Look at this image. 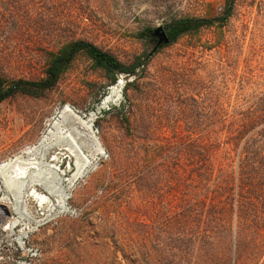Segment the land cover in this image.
Returning a JSON list of instances; mask_svg holds the SVG:
<instances>
[{
	"label": "rangeland",
	"instance_id": "obj_1",
	"mask_svg": "<svg viewBox=\"0 0 264 264\" xmlns=\"http://www.w3.org/2000/svg\"><path fill=\"white\" fill-rule=\"evenodd\" d=\"M224 6L225 0H0V20L6 15L14 23L0 28V79L4 85L17 79L41 81L48 53L73 40L91 42L132 66L155 50L156 42L147 39L154 29L166 31L172 20L183 17L215 18ZM178 40L156 53L136 82L134 76L118 75L116 83L124 81L120 104L89 122L100 158L68 192L65 207L53 199L43 207L46 224L35 237L42 249L38 264H264V239L236 240L231 229L213 227L206 242L187 236L190 224L207 219L190 222V207L182 204L184 189L173 191L164 171L149 177V162L139 164L134 207L124 203L128 193L113 203L104 197V187L94 189L106 163L113 156L124 159L135 141L142 156L147 148L155 149L152 141L146 144L147 123L141 121L148 114L156 123L162 120L168 137L176 128L216 131L220 103L233 112L264 89V0H237L224 26L205 27ZM169 69L180 76L165 84ZM115 84L80 53L52 89L18 93L0 103V164L36 145L55 112L71 108L88 119ZM74 162L67 161L62 173L74 169ZM35 201L29 199L27 207H41ZM120 225L127 228L119 230L120 237L134 251L125 256L120 246L113 257L110 252L119 246L113 228Z\"/></svg>",
	"mask_w": 264,
	"mask_h": 264
},
{
	"label": "trees",
	"instance_id": "obj_2",
	"mask_svg": "<svg viewBox=\"0 0 264 264\" xmlns=\"http://www.w3.org/2000/svg\"><path fill=\"white\" fill-rule=\"evenodd\" d=\"M236 4L237 0H225L223 13L215 18L183 17L172 20L166 27L170 42L155 47L150 55L143 59L140 57L132 66L124 65L91 42L73 40L65 43L57 51L48 53L50 59L41 81L17 79L4 85L0 79V103L18 93L36 94L35 92L52 89L80 53H85L93 63L104 69L112 84L117 82L119 74L134 76L136 82L147 72L156 53L202 28L224 26L234 14ZM5 24L6 27H14L10 16H3L0 28ZM150 31L141 35L146 37ZM151 38L147 39L153 40ZM179 76V73L169 69L162 81L167 84ZM131 84L127 83L128 86ZM99 102L100 100L96 101L97 104ZM219 106L217 116L220 126L216 131L176 128L172 137L166 135L161 119V123H156L153 121L154 115L148 114L141 121L147 123L145 133L149 139L146 144L151 145L152 141L155 149L151 151V148H147L142 156L135 149L137 145L134 139L135 142L124 159L113 156L106 163L107 169L97 178L94 189L104 187V197L113 200V203L120 200V194L128 193L124 203L128 207H134L139 164L143 160L153 165L147 172L149 177L161 175L164 171L171 177L173 191L180 193L184 189L182 204L183 207H190V222H196L199 216L207 219L206 222L190 224L187 236L191 239L206 242L210 238L212 227L215 231L223 232L231 229L236 240L240 237L264 239V89L258 91L245 106L238 105L233 112L224 108V102ZM183 111L181 108L179 112ZM135 122L138 123V119ZM135 127L136 133H139L138 124ZM133 138H137L136 135ZM157 160L159 163H156ZM156 183L159 184V180ZM119 230L127 231V228L121 225L113 228L114 242L119 244L116 250L110 252L113 257H117L120 246L125 256L128 250L131 253L134 251L131 244L120 237ZM130 231L134 233L133 228Z\"/></svg>",
	"mask_w": 264,
	"mask_h": 264
},
{
	"label": "bare ground",
	"instance_id": "obj_3",
	"mask_svg": "<svg viewBox=\"0 0 264 264\" xmlns=\"http://www.w3.org/2000/svg\"><path fill=\"white\" fill-rule=\"evenodd\" d=\"M123 88L124 81L120 79L88 119L71 108L55 112L47 131L36 145L0 164L1 202L21 208L27 207V201L32 198L38 206L46 207L53 199L56 206L65 207L68 192L101 156L89 122L98 113L119 105ZM73 160L74 169L63 174L66 162ZM68 175L70 177L66 180Z\"/></svg>",
	"mask_w": 264,
	"mask_h": 264
},
{
	"label": "built area",
	"instance_id": "obj_4",
	"mask_svg": "<svg viewBox=\"0 0 264 264\" xmlns=\"http://www.w3.org/2000/svg\"><path fill=\"white\" fill-rule=\"evenodd\" d=\"M1 198L0 264H38L42 249L35 237L46 224L43 207H12Z\"/></svg>",
	"mask_w": 264,
	"mask_h": 264
},
{
	"label": "water",
	"instance_id": "obj_5",
	"mask_svg": "<svg viewBox=\"0 0 264 264\" xmlns=\"http://www.w3.org/2000/svg\"><path fill=\"white\" fill-rule=\"evenodd\" d=\"M151 37L157 39L156 47L162 44H168L170 39L163 27H158L151 32Z\"/></svg>",
	"mask_w": 264,
	"mask_h": 264
},
{
	"label": "flooded vegetation",
	"instance_id": "obj_6",
	"mask_svg": "<svg viewBox=\"0 0 264 264\" xmlns=\"http://www.w3.org/2000/svg\"><path fill=\"white\" fill-rule=\"evenodd\" d=\"M151 39H153L157 43V39H155V38H151Z\"/></svg>",
	"mask_w": 264,
	"mask_h": 264
}]
</instances>
